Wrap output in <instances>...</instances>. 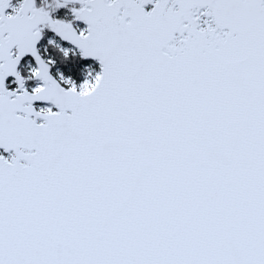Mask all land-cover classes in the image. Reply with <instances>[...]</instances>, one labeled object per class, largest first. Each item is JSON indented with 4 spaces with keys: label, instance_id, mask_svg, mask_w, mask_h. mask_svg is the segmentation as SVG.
<instances>
[{
    "label": "snow or ice",
    "instance_id": "snow-or-ice-1",
    "mask_svg": "<svg viewBox=\"0 0 264 264\" xmlns=\"http://www.w3.org/2000/svg\"><path fill=\"white\" fill-rule=\"evenodd\" d=\"M0 264H264V0H0Z\"/></svg>",
    "mask_w": 264,
    "mask_h": 264
}]
</instances>
